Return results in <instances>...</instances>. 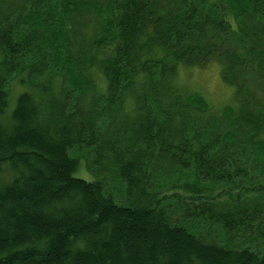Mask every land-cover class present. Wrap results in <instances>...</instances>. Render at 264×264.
<instances>
[{
	"label": "trees",
	"instance_id": "trees-1",
	"mask_svg": "<svg viewBox=\"0 0 264 264\" xmlns=\"http://www.w3.org/2000/svg\"><path fill=\"white\" fill-rule=\"evenodd\" d=\"M0 264H264V0H0Z\"/></svg>",
	"mask_w": 264,
	"mask_h": 264
},
{
	"label": "rangeland",
	"instance_id": "rangeland-1",
	"mask_svg": "<svg viewBox=\"0 0 264 264\" xmlns=\"http://www.w3.org/2000/svg\"><path fill=\"white\" fill-rule=\"evenodd\" d=\"M175 83L180 86L183 90H194L201 92L207 100L211 103V105L216 108L218 106H222L232 101L233 92L232 89L228 86L229 84L223 81L221 76V69L218 66L217 62L208 64L206 66H180L177 72L176 78L174 79ZM21 85L19 82L14 81L12 85L9 87L10 91V99H9V108H13L17 99L19 92L21 91ZM216 106V107H215ZM79 175L84 176L86 178L92 177L91 175L84 172L82 169ZM172 194V193H171ZM174 197V196H173ZM176 197V196H175ZM252 209V208H251ZM204 226L206 223L202 220ZM262 224L256 223L253 226L256 228V231L253 232L252 228L244 229V235L246 237H252L250 240L257 239L261 227L257 226ZM202 232H205L209 237H219L216 235L215 230L212 232V235H209L206 232L205 228L200 229ZM240 242V241H237ZM251 246H256V243L253 242Z\"/></svg>",
	"mask_w": 264,
	"mask_h": 264
}]
</instances>
